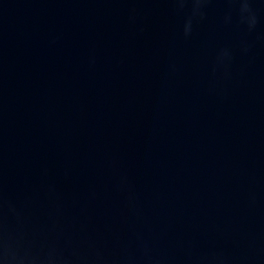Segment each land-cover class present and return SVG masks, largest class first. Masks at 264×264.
Returning a JSON list of instances; mask_svg holds the SVG:
<instances>
[{
	"label": "water",
	"instance_id": "1",
	"mask_svg": "<svg viewBox=\"0 0 264 264\" xmlns=\"http://www.w3.org/2000/svg\"><path fill=\"white\" fill-rule=\"evenodd\" d=\"M0 264H264V0H0Z\"/></svg>",
	"mask_w": 264,
	"mask_h": 264
}]
</instances>
